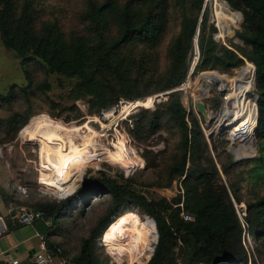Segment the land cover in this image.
Here are the masks:
<instances>
[{"label": "rangeland", "instance_id": "1", "mask_svg": "<svg viewBox=\"0 0 264 264\" xmlns=\"http://www.w3.org/2000/svg\"><path fill=\"white\" fill-rule=\"evenodd\" d=\"M104 1L16 0L14 8L16 12H21L23 5L27 4L37 30L58 32L65 43L71 44L73 41L77 42L79 38L91 41L92 37L87 31L83 14L91 3L102 4ZM116 1L122 5L126 0ZM217 2L226 4L230 13L227 16L225 14L218 22L215 0H204L202 11L203 13L206 11L207 21L205 35H212L220 45L236 52L242 47L246 48L242 51L251 54L252 47L246 41L248 33L242 13L232 11L224 1L217 0ZM1 3L2 0H0V9ZM202 11L197 16L195 12L181 8L175 0H169L166 26L159 42L148 49L129 47L120 53V58L142 62L148 71H152L154 78L163 77L171 69V51L176 39L184 33L190 20L195 17H197V27L193 41L198 39L199 27L204 19ZM114 36L115 34H112L110 37ZM190 59H193V51ZM227 74L230 76L233 71ZM28 79L33 82L31 89L27 92H18L16 89L26 86ZM205 79L210 81L211 78L206 76ZM73 82L48 73L38 62L22 65L19 56L5 48L0 39V96H10L11 89L15 90L8 102H0V117L7 118L14 113H20L28 117L27 124L32 121L26 127L28 129L39 125L42 128L52 129L54 134L66 132L65 137L69 132H76L77 134L72 137L77 145L82 144L83 149L87 148V144L82 142V138H86L85 142L94 139L101 150L104 149L98 153L101 157L80 164L67 176L47 174L40 168L46 150L40 144L39 137L31 134L22 138L21 132L25 128L20 130L21 128H10L8 125L0 126V219L15 224L7 213L10 206L36 209L41 205L58 204L75 196L86 181L107 176L119 183L129 185L149 200L171 202L177 196H181L180 217L182 214H188L192 220L191 214L183 206V177L177 176L175 171L182 153L181 131L168 122L165 116L160 118L156 125H152L150 118L151 113L158 111L159 105L167 102V95L170 92L157 91L156 87L153 88L151 85L149 88L147 86L144 88L143 84L140 87V92L144 94L143 98L135 101L121 99L116 106L96 115L89 112L86 99L77 101L72 99L70 90ZM148 97H152V100L146 106L141 108L132 105ZM212 99L213 105L217 107L219 100L214 93ZM144 110H148V113L144 114ZM247 132L249 135L253 134L252 128ZM217 134L211 138L212 153L206 144L203 154L206 161L202 160L200 163L203 167L210 168L208 160L211 159L212 165L218 172L214 177L213 185L224 186L232 201L242 228L239 238L234 237L235 246H239L243 252H241L243 261L239 264H264V235L256 238L251 234L248 224L249 221L257 222L264 218L262 208L255 207L259 201L264 200V139L260 140L256 137V146L254 145L250 152H244L243 148H250L253 144L244 142L243 148L237 149L235 153L239 157H244L255 150V156L236 161V156L230 152L228 143L224 139V130L218 131ZM106 149L110 150V154L105 151ZM225 166L227 168L224 170ZM66 178H70L71 185L65 191L59 192L50 187V181L66 180ZM23 190L25 193H22ZM198 192L201 195L208 193L203 192L202 186L199 187ZM76 203L73 208L64 211L56 222L46 221L49 226L48 234L39 236L38 239L33 238L31 242L36 245L38 240L40 244L47 241L52 244V248L61 249L62 258L70 260L78 254L83 239L93 238L94 256L100 264H116V261L117 264L149 262L158 242L156 228L150 230L151 235L142 236V238L149 237L150 243L147 251H143L134 260L132 257L119 260L108 250L106 253L100 246V241L103 237L104 242L102 232L106 226L124 212L134 211L135 213H128L141 221L152 220L150 216L138 207L125 206L119 211H113L110 209L109 195L100 192H92L88 196L80 195ZM169 214L171 211H168L167 216ZM22 227L24 229L20 234L23 236L31 232L29 226ZM171 238L174 241L173 248L163 257L168 264H180L189 258L194 264L202 263V257L196 248L186 246L182 248L178 235L172 234ZM14 239L15 237H12V241ZM107 243L111 249L110 241ZM106 248L108 249L107 246ZM110 254L117 260L112 259Z\"/></svg>", "mask_w": 264, "mask_h": 264}, {"label": "trees", "instance_id": "2", "mask_svg": "<svg viewBox=\"0 0 264 264\" xmlns=\"http://www.w3.org/2000/svg\"><path fill=\"white\" fill-rule=\"evenodd\" d=\"M15 1L2 0L1 3L0 39L4 47L15 52L21 59L22 65H29L35 61L48 73L74 81L70 90L72 99L75 101L86 99L91 114L99 115L103 110L116 106L121 99L135 101L143 98L144 94L140 92L143 84L144 88L146 86L149 88L151 85L153 88L156 87L157 91L170 92L167 95V102L159 105L158 111L151 113L150 118L152 125H156L159 119L165 116L168 122L181 131L182 153L175 171L177 176L183 177V206L192 216V220L180 217L181 196H177L171 202L149 200L127 184L119 183L107 176H100L86 181L75 196L65 201L38 206L36 209L44 212V219L32 225L36 232L40 236H46L49 232L46 221L56 222L64 211L77 204L80 195L88 196L92 192H100L109 195L110 209L113 211H119L125 206L138 207L154 221L158 242L147 264H168L163 257L173 248L172 234L179 236L182 248L186 246L199 251L202 257L201 264L241 263L243 252L239 246H235L234 237L239 238L242 228L232 201L224 186L213 185L214 177L218 172L212 165L211 159L208 160L210 168L201 165L202 160L206 161L203 154L207 142L197 118L192 113H186L180 102L179 93L173 91L183 83L191 65L190 57L197 17L190 20L184 33L176 39L171 51V69L166 75L156 79L145 64L135 62L134 59L130 62L126 60L127 58H120V53L129 47L152 48L159 42L166 26L169 0H126L122 5L116 0H105L102 4L91 3L85 10L83 19L87 23V31L92 39L89 42L79 38L77 42L73 41L71 44L65 43L58 32L37 30L28 5L24 4L21 12H16ZM221 1L228 3L232 11L242 13L248 33L246 41L251 45L252 53L242 51L246 50L242 47L237 53L220 45L212 35L206 36L207 21L204 11L198 37L200 63L195 70H217L227 74L244 64L242 57L254 63L255 92L258 96L255 134L262 140L264 139V0ZM215 2L220 11H226L220 14V21L225 14L229 15L230 10L226 4L218 3L217 0ZM175 3L199 16L204 0H175ZM112 34H115L113 38L110 37ZM189 53L190 57H188ZM27 81L26 86L16 90L29 91L33 82L30 79ZM14 91L11 89L10 96H0V102H8ZM147 94L148 92L145 95ZM143 113L147 114L148 110H144ZM27 121L28 117L14 113L7 118L0 117V126L8 125L10 128L23 130L32 122L27 124ZM253 147L254 145L250 148H242L244 152H250ZM226 168L225 166L224 170ZM200 186L203 187V192L208 193L201 195L198 192ZM255 207L264 209V200L259 201ZM262 209L261 212L264 211ZM168 211H171L169 216H167ZM128 212L134 211H126L116 218ZM13 222L15 224L5 222L7 230L20 227L15 221ZM111 223L112 221L102 232L104 243ZM248 224L251 234L256 238L264 235V218L257 222L249 221ZM45 245L54 252L56 247L52 248V244L47 241ZM93 246V238L83 239L78 254L66 260L67 264H100L94 256ZM26 264L32 263L30 261ZM180 264L194 263L189 258Z\"/></svg>", "mask_w": 264, "mask_h": 264}, {"label": "built area", "instance_id": "3", "mask_svg": "<svg viewBox=\"0 0 264 264\" xmlns=\"http://www.w3.org/2000/svg\"><path fill=\"white\" fill-rule=\"evenodd\" d=\"M192 51L193 59L189 72L183 83L173 91L179 93L180 102L186 110V113H192L197 118L210 152L212 153L211 138L217 136V132L220 130H224V139L228 143L231 153H233L231 149L243 147L245 139L244 132L238 129L235 130V128L240 126L239 122L242 121V117L246 114L247 108H249L251 112L253 142L256 146L255 130L258 120V96L255 92L256 67L254 63L250 61L251 72L249 71L244 76V80H242L243 83L239 86L238 84H234L233 81L240 79V74L247 63L245 58L242 57L244 64L239 68L233 69V74L229 76L217 70H195L196 66L200 63L198 39L193 41ZM206 76L213 77L215 82L206 81ZM213 93L219 100V105L217 107L212 103ZM198 102L203 104L207 114V120H204L202 114L197 111L196 103ZM231 118L233 123L229 120ZM186 121L190 126V122L187 118ZM225 129L227 130L225 131ZM244 158L248 157H242L240 160ZM237 159L236 156V160ZM22 193H25V191L23 190ZM7 213L11 217V220L15 221L20 226H31L34 222L44 219L43 211L38 209H27L20 206H10ZM182 217L185 220H190L187 214H182ZM100 246L102 247L101 243ZM54 252L47 249L45 242H42L39 249L33 253L31 263L67 264V261L61 256V249L55 248ZM10 264H19V262L13 260L10 261Z\"/></svg>", "mask_w": 264, "mask_h": 264}, {"label": "bare ground", "instance_id": "4", "mask_svg": "<svg viewBox=\"0 0 264 264\" xmlns=\"http://www.w3.org/2000/svg\"><path fill=\"white\" fill-rule=\"evenodd\" d=\"M221 13L222 11H220L219 7L216 5V17L218 22ZM246 62V67L242 70L240 74V79H236L235 81H233L234 84H238L240 86V84L243 83L242 80H244V76L249 71L251 72L250 61L246 60ZM210 78V81L215 82V79L213 77ZM151 100L152 98H148L143 101H137L135 104L133 103L132 105L134 107L142 108L149 104ZM250 115L251 112L249 111V108H247L246 114L242 117V121H238L240 123V126L236 127L235 130H242L245 136L244 142L248 141L254 145L253 134L249 135L247 132L250 128H252L253 130V127L251 126L252 117ZM229 120L231 123H233L232 118ZM73 131L75 130L73 129ZM65 133L61 132L59 134H54L52 129L42 128L39 127V125L34 126L32 129L25 128L23 132H21L22 138L28 137L31 134H36L37 138L39 137L40 144L46 150L44 154L45 158H43V160L41 161L40 168L44 170L47 174L67 176L68 174H71L73 171H75L80 164L93 160L98 156L101 157V155L98 153L102 152L104 149L102 148L103 150H101V147L98 146L97 141H94V139L92 141L90 139L89 141L85 142L86 138H82V142L87 144V148L83 149L82 144L77 145L74 141L75 139L72 137V135L77 134L76 132H69L66 137ZM237 149L239 148L231 150L237 156L238 159H241L242 157H239L235 153ZM105 151H108L110 154V150L106 149ZM255 153L256 151L254 150L252 154L244 157H253L255 156ZM69 179L70 178H66V180L60 181H50L49 184L51 188L57 189L59 192H63L71 185V181ZM153 228L156 227L152 220L141 221L138 217L131 215L130 213H126L125 215L120 216L118 219L115 218L112 221V223L108 227V231L105 236L106 243L102 241L103 237L101 238L100 243L105 251L108 250L119 260H123V258L129 257H132L134 260L138 256H140L143 251H147V248L150 243L149 237L142 238V236L145 234H147V236L149 234L151 235L152 231L150 230ZM107 241H110V247L112 250L109 248ZM106 246L108 247V249L106 248ZM113 255H111L112 259L114 258L115 260H117ZM117 263L118 261H116V264Z\"/></svg>", "mask_w": 264, "mask_h": 264}, {"label": "crops", "instance_id": "5", "mask_svg": "<svg viewBox=\"0 0 264 264\" xmlns=\"http://www.w3.org/2000/svg\"><path fill=\"white\" fill-rule=\"evenodd\" d=\"M0 229V264H10L16 260L19 264H26L31 261L32 255L39 249L40 243L34 245L31 240L40 236L31 225V232L27 235L20 234L24 229L22 226L7 230L6 224L1 220ZM26 227V226H24ZM12 237L15 239L12 241Z\"/></svg>", "mask_w": 264, "mask_h": 264}, {"label": "water", "instance_id": "6", "mask_svg": "<svg viewBox=\"0 0 264 264\" xmlns=\"http://www.w3.org/2000/svg\"><path fill=\"white\" fill-rule=\"evenodd\" d=\"M202 13H203V11H202ZM255 84H256V77H255ZM196 109H197V111H198L200 114H202L203 119H204V120H207V114H206V112H205V110H204V106H203V104L200 103V102L196 103ZM236 161H240V159H239V160L237 159ZM0 221H1V220H0Z\"/></svg>", "mask_w": 264, "mask_h": 264}]
</instances>
